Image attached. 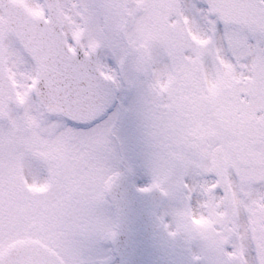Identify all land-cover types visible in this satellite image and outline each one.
<instances>
[{
	"label": "snow or ice",
	"instance_id": "6c2138e0",
	"mask_svg": "<svg viewBox=\"0 0 264 264\" xmlns=\"http://www.w3.org/2000/svg\"><path fill=\"white\" fill-rule=\"evenodd\" d=\"M129 65L149 93L239 79L187 127L149 94L154 178L139 191L169 197L154 165L170 166L176 216L226 206L214 264H264V0H0V264H86L80 241L116 239L93 196L68 188L97 163L123 175L110 113Z\"/></svg>",
	"mask_w": 264,
	"mask_h": 264
},
{
	"label": "rangeland",
	"instance_id": "374dc122",
	"mask_svg": "<svg viewBox=\"0 0 264 264\" xmlns=\"http://www.w3.org/2000/svg\"><path fill=\"white\" fill-rule=\"evenodd\" d=\"M109 63L112 64L113 67L116 66V63L114 60H109ZM195 80V79H194ZM225 80V79H224ZM196 81V80H195ZM227 84H230L229 87H224L225 92L222 94L224 96L232 87H234V83H239V79L236 78L232 81L225 80ZM197 86L200 89L199 83L196 81ZM215 84L217 82L215 81ZM130 86H142L138 81L131 80L129 83ZM181 83L180 81L173 83V78L167 79L163 82L162 85H157L155 89H153V92L156 91L158 96H161V101L166 102V92L175 93L176 91L180 90ZM224 89L214 88V94L217 93V96L220 97L218 94L219 92H223ZM200 91H202L200 89ZM204 92V91H202ZM148 92H145V88H140L134 90H130L129 94L126 95L129 99L137 97L139 100L144 101L143 103H140L138 101H130L126 100L123 103V110L122 114L120 115L122 117V122L116 123V130L118 133V140H115V149L117 154V159L113 162V166L116 167V163L118 160L120 161L122 158V155L120 151L123 153V156L127 163H129L134 170V173L139 178L140 185H143L144 183L153 182L154 173H153V159H154V149L151 145L149 136H148V121L146 119L147 111H148V100L149 95L146 94ZM188 94V90L186 95ZM221 96V97H222ZM158 99V98H157ZM159 101V100H158ZM154 107V106H153ZM125 109V110H124ZM155 109V108H154ZM115 111V110H114ZM156 111H161L156 109ZM116 113V112H115ZM189 118H192L193 116L189 113ZM188 124H190L188 119ZM117 148L119 150H117ZM155 173L156 178L158 182L160 183V187L165 190H170L171 192L174 190V199L173 203L168 202V205L166 206V213L168 215V218H170L172 223V229L175 228L178 225H186L188 227L191 223H193L191 216L189 214H181L179 216L175 215V212L178 208L182 206V199L179 194H177L176 186L174 185H168L166 183L170 166L157 162L155 165ZM89 172L91 175L89 176ZM85 176H83L81 179H86L88 182V178L93 177L94 175H101V185L105 188L106 184L112 177L111 175H106L104 166L100 163H97L96 165L92 166V169L89 171ZM83 187H88L86 189L85 193H89L94 198H98L101 195V191L95 189L92 186L91 183H86L83 185ZM102 190V188H100ZM101 214L105 216L107 214L108 208L106 206L101 205ZM163 215H165V206L162 209ZM194 214H196V210L193 209ZM195 228H198V226H194ZM201 234V232H196L195 238ZM209 238L213 237L215 238L217 235L213 231H209L208 233ZM198 247H201L199 245ZM108 251V247L106 248V254ZM201 248H196V253L198 256H200L202 259L200 260L199 264H206L205 262H208V260H204L207 257V254H204L201 252ZM109 257L110 254L106 255L102 259L98 258L97 260H100L102 264L106 261L107 264H109ZM212 259V258H209ZM86 261V259H84ZM209 263H213L212 261ZM117 264V263H116Z\"/></svg>",
	"mask_w": 264,
	"mask_h": 264
},
{
	"label": "water",
	"instance_id": "95a60500",
	"mask_svg": "<svg viewBox=\"0 0 264 264\" xmlns=\"http://www.w3.org/2000/svg\"><path fill=\"white\" fill-rule=\"evenodd\" d=\"M111 189L119 215L114 246L124 264H193L188 246L170 236L158 221L156 191H137L127 177H121Z\"/></svg>",
	"mask_w": 264,
	"mask_h": 264
}]
</instances>
